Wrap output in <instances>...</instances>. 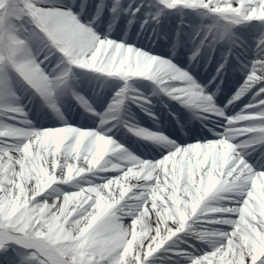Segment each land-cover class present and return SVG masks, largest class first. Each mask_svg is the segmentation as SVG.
<instances>
[{
  "label": "snow or ice",
  "instance_id": "1",
  "mask_svg": "<svg viewBox=\"0 0 264 264\" xmlns=\"http://www.w3.org/2000/svg\"><path fill=\"white\" fill-rule=\"evenodd\" d=\"M186 10L208 20L193 27L188 62H211L225 43L209 83L240 73L223 107L168 55L126 38L136 21ZM124 19L125 36L113 33ZM252 22L251 56H233L236 29ZM77 70L121 82L104 111L75 90ZM133 80L218 123L177 143L123 119L128 100L153 116ZM69 97L96 127L65 119ZM31 104L60 123L35 126ZM116 123L164 150L134 154L107 134ZM0 264H264V0H0Z\"/></svg>",
  "mask_w": 264,
  "mask_h": 264
},
{
  "label": "bare ground",
  "instance_id": "2",
  "mask_svg": "<svg viewBox=\"0 0 264 264\" xmlns=\"http://www.w3.org/2000/svg\"><path fill=\"white\" fill-rule=\"evenodd\" d=\"M125 2H127V0H125ZM138 2V0L136 1ZM176 12H170L164 16H162V29L163 30H159L156 29V25H154V32L156 33H161L162 39L165 40L166 33H170L174 27L176 29H180L181 35H182V39L181 41L183 42V44L185 43H189L191 46V36L193 34V27L196 25H199L200 23H204L206 21V18H200L198 17V19L196 21H194V17L191 18L190 16V20H187L185 18H177L174 17V14ZM170 14H173L171 16H173L174 18H170ZM142 18V17H141ZM126 23V19L119 21L117 23V26H119L118 28H121V25H124ZM208 23V20L207 22ZM126 25V24H125ZM181 26V28L179 27ZM131 28L135 29L136 28V24L131 25ZM150 27H152L150 25ZM149 27V28H150ZM129 28V27H128ZM258 32H260V28H258ZM156 33V34H157ZM163 33V34H162ZM236 34L241 38V47L239 49H237V51L240 53L241 56L243 57H248L251 56V51H252V47L254 46V38H250L249 36H245L240 30L239 28L236 29ZM259 34V33H257ZM145 40H143L144 42ZM146 44V43H145ZM151 44V43H150ZM223 47H226L227 49V44L225 43H221L217 46L216 51H218V53H214L215 57H214V61L215 64L217 63V61L219 60V56L221 53L220 49H223ZM196 63V61H195ZM92 76V75H91ZM90 78V74L81 72L79 70H77L76 72V78L73 81V85L76 91L80 92L81 94L85 95L86 97H90L93 101L94 105H97V101H95V99H101L103 100L107 95H109L111 93V97L113 96L114 92L121 86V82L115 79H111V78H102V77H96V76H92L91 79ZM142 80H133L130 81V84L132 85L133 88L137 89L140 86L145 87L148 90V95L156 102V108L159 110V112H161L162 114L159 115L158 120H151L148 123L145 124H141L138 126H141L143 128L146 129H150L154 132H162L165 135H173L175 137V139L172 140H176L177 143H186L187 141L183 138V133L186 134H193L195 136V138H193L192 140L189 141H193L194 139H198L199 137H197V130L194 129V121L191 118V114L192 112L186 108H178L176 109L175 106L173 105V103L171 101L173 100H169L170 98L167 97L166 95H164L163 93H160L155 87L154 85L149 82V81H145L143 80V82H145L146 85H138V82H140ZM230 82V80H229ZM227 82L226 88H223L224 85L217 82H212L209 83L206 82L205 86L206 89L208 91H212L214 93V99L215 102L217 103V105H221V101H222V97L224 96V94H226L229 90H231L229 93L231 94L233 91H235L236 87L238 86V82L234 83V82ZM93 83V84H92ZM97 85H96V84ZM223 83V82H222ZM228 83L230 84V86L228 85ZM217 84H219V88H217ZM94 85L96 87H94ZM116 86H118V88H116ZM222 90L220 93L219 91ZM156 91H158V95H156ZM219 93V94H218ZM224 93V94H223ZM218 94V95H217ZM68 102L70 104V106H76V109H83L80 107V105H78L76 103L75 100H73L71 97H69L64 103ZM128 104L131 105V107L129 108L128 111L122 113L123 119L128 120L130 122L133 123V118H139L138 115V110L137 107H134L133 102L131 100L127 101ZM174 103H176L175 101H173ZM68 104V105H69ZM178 104V103H176ZM223 107V106H222ZM29 108V118L33 121V124L37 127H51V126H55L57 124L60 123L59 120H57V118L55 116H53L47 109H43L41 107H39V105L36 104H31L28 106ZM74 108V107H73ZM226 110V109H225ZM62 111L63 113H65V109L64 106L62 105ZM171 111L174 114V117H169L168 116V112ZM228 111V110H227ZM42 113V115H40ZM72 115V116H71ZM73 116H75V114H72L69 112V114H66L65 119H67L68 121H73L76 118H74ZM78 120V119H76ZM205 122H209L210 124H216L218 123V121L214 118H210L209 120L205 121ZM98 123L97 118H89L87 120H82L77 122L78 126H83V127H96ZM115 123V122H113ZM106 127L110 128V131L107 133L109 135L112 136H117L118 139L120 140V136L121 134L120 132V128L122 127L121 124L116 123L115 127H112L111 125H107ZM129 144H130V149L132 151H134V154L138 155V156H142L143 158L146 159H153V158H158L159 154L164 150L162 148L161 145H158L156 143L152 144H145L144 142L140 141L139 139H130L129 140ZM147 141V140H145Z\"/></svg>",
  "mask_w": 264,
  "mask_h": 264
},
{
  "label": "rangeland",
  "instance_id": "3",
  "mask_svg": "<svg viewBox=\"0 0 264 264\" xmlns=\"http://www.w3.org/2000/svg\"><path fill=\"white\" fill-rule=\"evenodd\" d=\"M137 1V0H136ZM138 2H139V0H138ZM190 15V14H189ZM260 26L258 25V24H256V28L258 29ZM254 34H256V32H255V30H254V32H253Z\"/></svg>",
  "mask_w": 264,
  "mask_h": 264
}]
</instances>
